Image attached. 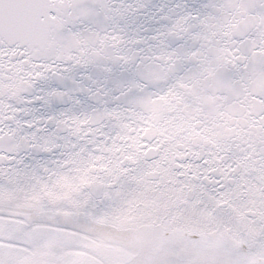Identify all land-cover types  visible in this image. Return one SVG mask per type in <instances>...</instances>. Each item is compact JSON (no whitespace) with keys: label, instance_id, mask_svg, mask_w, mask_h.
Returning a JSON list of instances; mask_svg holds the SVG:
<instances>
[{"label":"snow or ice","instance_id":"snow-or-ice-1","mask_svg":"<svg viewBox=\"0 0 264 264\" xmlns=\"http://www.w3.org/2000/svg\"><path fill=\"white\" fill-rule=\"evenodd\" d=\"M0 264H264V0H0Z\"/></svg>","mask_w":264,"mask_h":264}]
</instances>
